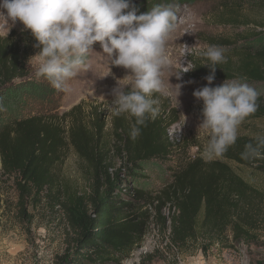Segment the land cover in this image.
Segmentation results:
<instances>
[{
  "label": "trees",
  "instance_id": "1",
  "mask_svg": "<svg viewBox=\"0 0 264 264\" xmlns=\"http://www.w3.org/2000/svg\"><path fill=\"white\" fill-rule=\"evenodd\" d=\"M245 1L261 14L258 25L245 22L249 17L240 11L239 3L219 15L230 25L241 22L253 27L231 43L233 55L217 65L215 80L243 78L249 85L264 88V0ZM37 43L26 28L0 36L1 163L3 171L16 182L19 203L25 208L45 193L53 192V198L60 200L62 182L53 168L62 163L67 147L76 155L88 193L78 195L67 190V199L59 205L64 207L70 227L81 236L78 246L83 250L77 249L80 261L120 264L142 243L153 220L169 231V244L179 251L187 252L194 244L201 245L205 252L212 246L225 250L243 243L264 246V188L252 184L237 170L247 169L264 177V158L241 157L245 145L255 143L264 129L256 134H238L236 143L221 157L208 160L197 152L190 157L189 149L198 145L186 144V138L180 143L171 139L170 131L180 123V113L161 93H154L159 99V115L148 119L135 140L130 136L134 118L114 113L108 118L99 107L86 111L84 101L60 116H22L6 124L3 116L12 98L20 99L22 93L18 91L33 79L30 67L39 51L34 47ZM199 71L206 76L211 73L203 65ZM46 88L41 87L37 94L49 91ZM257 102L258 110L242 123L249 124V129L255 121H264V93L259 94ZM64 125L66 132L62 131ZM178 147L185 153L171 165L170 178L163 187L134 185L135 180H146L151 169H167ZM122 185L133 186L132 194ZM165 208L168 216L162 214Z\"/></svg>",
  "mask_w": 264,
  "mask_h": 264
},
{
  "label": "rangeland",
  "instance_id": "2",
  "mask_svg": "<svg viewBox=\"0 0 264 264\" xmlns=\"http://www.w3.org/2000/svg\"><path fill=\"white\" fill-rule=\"evenodd\" d=\"M132 2L140 8V13L147 12L149 6L153 8L158 4L166 5L164 0L159 3L154 0ZM238 3L240 11L249 17L245 22L258 25L261 14L250 8L251 2L245 0H190L183 4L168 3L173 5L176 11L178 26L167 43L172 67L164 73L166 89L161 94L169 97L180 113V123L172 129L173 135H180L182 141L186 138V144L198 145V148L189 149L187 155L190 157L197 152L206 158L203 152L209 139V134L199 129L203 120V101L193 95L194 91L209 86L204 79L206 75L199 71V66H206L205 64L210 62L199 53L210 45H217L225 50L226 57L233 55L234 47L230 46L231 43L242 39L243 32L253 26H246L241 22L230 25L229 20L219 18V15L225 14L229 6ZM15 29L22 30L25 26L19 20L13 23L3 17L0 19V36H6ZM185 45L191 47V55L186 57L183 55ZM93 50L89 56V67L68 82V91H59L46 78L37 77L35 72L38 61L33 57L30 67V76H33V79L27 83V87L18 91L22 93L20 99L12 98L13 101L4 113V122L10 124L22 116L31 115L60 116L82 101L85 102L86 111L99 107L102 115L109 118V108L114 99L112 90L118 83L130 86L132 78L128 76L130 70L111 65L110 58L103 53L99 42L93 45ZM188 62L189 71L181 73ZM224 81L226 80H214L210 86L216 87ZM178 84L181 85L180 92ZM250 86L259 94L264 93L260 84ZM41 87H47L49 91L41 92L43 95L39 96L37 93L41 91ZM66 128L67 125H64L62 131L66 132ZM249 128V124H241L238 134L249 131L260 133V129H264V121H255L252 128ZM184 153L178 147L167 169L163 167L159 172L151 169L146 180H135L134 185L145 188L163 187L170 178L171 165ZM53 169L57 180L62 182L59 201L67 199V190L78 195L88 193V183L81 172L80 162L69 147L62 163ZM237 170L246 180L264 188V177L247 169L238 167ZM124 171L122 169L121 173L125 179ZM132 187L122 185L121 188L129 189L128 192L132 194ZM18 196L16 182L3 171L0 157V264H87L77 258V249L83 250L78 246L81 236L70 227L66 211L59 205V201L53 198V192L39 196L25 208L20 205ZM162 214L168 216L167 208ZM262 234L264 235V226ZM168 236L169 231H164L154 220L151 221L142 243L120 264H264L262 245L243 243L228 250L212 246L205 252L201 245L194 244L190 245L186 252L172 248Z\"/></svg>",
  "mask_w": 264,
  "mask_h": 264
},
{
  "label": "clouds",
  "instance_id": "3",
  "mask_svg": "<svg viewBox=\"0 0 264 264\" xmlns=\"http://www.w3.org/2000/svg\"><path fill=\"white\" fill-rule=\"evenodd\" d=\"M0 16L13 23L19 20L31 30L38 41L34 47L39 49L34 56L38 61L35 75L46 78L59 91H68V82L89 67L96 42L111 65L130 70V86L118 83L112 90L109 112L134 118L133 140L149 118L159 115V99L154 93L165 92L163 76L172 67L167 43L178 26L173 5L158 4L140 13L132 0H0ZM183 55H191V47L185 45ZM199 55L210 62L205 65L211 73L204 77L209 86L193 95L203 101L199 129L209 134L203 155L211 160L236 143L240 125L258 110L259 93L243 78L211 87L217 65L226 62L225 50L210 45ZM188 67L189 62L181 73L189 71ZM241 157L264 158V135L246 144Z\"/></svg>",
  "mask_w": 264,
  "mask_h": 264
},
{
  "label": "built area",
  "instance_id": "4",
  "mask_svg": "<svg viewBox=\"0 0 264 264\" xmlns=\"http://www.w3.org/2000/svg\"><path fill=\"white\" fill-rule=\"evenodd\" d=\"M170 136H171V139L174 140L175 142L177 143H180L182 140H181V136L180 135H173L172 133V130L170 131Z\"/></svg>",
  "mask_w": 264,
  "mask_h": 264
},
{
  "label": "bare ground",
  "instance_id": "5",
  "mask_svg": "<svg viewBox=\"0 0 264 264\" xmlns=\"http://www.w3.org/2000/svg\"><path fill=\"white\" fill-rule=\"evenodd\" d=\"M2 17L0 16V19H1Z\"/></svg>",
  "mask_w": 264,
  "mask_h": 264
}]
</instances>
